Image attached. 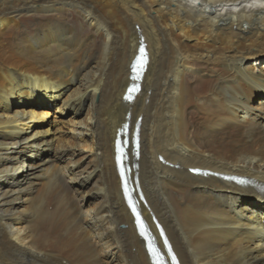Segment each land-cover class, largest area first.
I'll return each instance as SVG.
<instances>
[{
  "label": "bare ground",
  "instance_id": "1",
  "mask_svg": "<svg viewBox=\"0 0 264 264\" xmlns=\"http://www.w3.org/2000/svg\"><path fill=\"white\" fill-rule=\"evenodd\" d=\"M187 1L0 0V264H156L115 162L126 121L119 153L165 262L264 264V11ZM48 109L76 129L43 156L28 129Z\"/></svg>",
  "mask_w": 264,
  "mask_h": 264
},
{
  "label": "rangeland",
  "instance_id": "2",
  "mask_svg": "<svg viewBox=\"0 0 264 264\" xmlns=\"http://www.w3.org/2000/svg\"><path fill=\"white\" fill-rule=\"evenodd\" d=\"M184 1H186V0H184ZM250 1H253V3H251ZM250 1L248 2L249 5H248L247 2H244V4L242 3L240 6H234L233 8L232 7H226V6H220L218 9L216 8L215 15H217V16L218 15L219 16L221 15L222 17H225V15H227L228 12L231 13L233 9H234L233 12L234 13L236 12L235 14H238V13H240L239 11L241 10L242 7H243L242 10L243 9H246L247 13L251 12L253 14H256L259 11L260 12L264 11V0H250ZM196 2H198V1L196 0V1H192L191 2L189 0L188 3L189 4L192 3L191 6H193V8L196 9V10H199L200 9L202 11V10H205L206 9V8H204L205 6H203L202 1H200L198 3H196ZM222 7H224V8H222ZM230 8H232V9H230ZM236 8H237V10H236ZM238 8H240V9H238ZM210 12L212 13L213 11H210ZM216 12H217V14H216ZM81 22L82 21H80L78 18H75V20L73 22L74 27H78L80 29V24L79 23H81ZM21 24L23 26H25V28H26V27H29V26H33L34 21L33 20H28L27 18H23L22 21H21ZM136 32H138V29H137ZM250 65H252V62H248L247 63V66H250ZM255 66L258 68V65L257 64ZM54 110L56 111V109H54ZM54 110H52V109L46 110L50 116L47 115V117L44 118L45 120L43 122H40V124L35 125L33 129H28L29 132H32L33 130H38L39 132H42V135H44V138L45 139H47L49 141L51 140L52 143L50 142L49 146H46L45 148H44V146L41 147L40 152L43 154V156H45L48 153L50 154L51 152H50L49 149H52V148L55 149V146L57 144L61 143V142H63V145L64 146L69 147V145H71L70 144V141H72L71 138L73 139L75 137L74 136V133L72 134V130L73 129H76L75 126H73V122H72V120H73L74 117L73 116H71V117L70 116H68V117H61L59 115H55L54 114ZM79 114H81V112L78 111V112L75 113L74 116L79 115ZM68 124H72V125L70 126ZM24 130H27V129H24ZM45 132H47V133L45 134ZM40 135H41V133H40ZM41 138H43V136ZM79 142L82 143L81 145H83V146L85 145L83 143V141L80 140ZM51 145H53V146H51ZM88 153H89V150H86L85 149L83 154H85L87 156ZM26 155H29V154H26ZM87 161L89 162V160H86L85 161V164H88ZM29 170H31L32 173L35 172L34 173V176L40 175L39 172H37V171H39V168H37V167H35L33 169H30L29 168ZM67 176H68V174H65V179L67 180V182L69 184H71V180H70L71 178H69ZM68 179H69V181H68Z\"/></svg>",
  "mask_w": 264,
  "mask_h": 264
}]
</instances>
